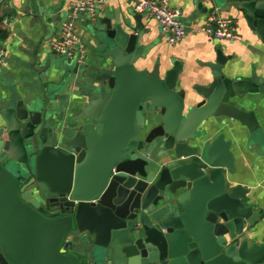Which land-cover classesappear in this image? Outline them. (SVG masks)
I'll use <instances>...</instances> for the list:
<instances>
[{"label":"water","instance_id":"obj_1","mask_svg":"<svg viewBox=\"0 0 264 264\" xmlns=\"http://www.w3.org/2000/svg\"><path fill=\"white\" fill-rule=\"evenodd\" d=\"M195 1L198 14L231 5L264 41V0ZM142 17L90 28L111 64L90 76L100 97L78 108L81 125L54 127L38 99L15 96L0 109V264H264L248 190L228 188L230 143L195 144L212 118L257 139L256 116L233 101L264 81L228 79L218 50L192 105L180 62L138 69L150 48Z\"/></svg>","mask_w":264,"mask_h":264},{"label":"crops","instance_id":"obj_2","mask_svg":"<svg viewBox=\"0 0 264 264\" xmlns=\"http://www.w3.org/2000/svg\"><path fill=\"white\" fill-rule=\"evenodd\" d=\"M77 1L32 0V4L30 0H5L0 5V31L7 35L6 39H0V49L6 51L5 66L0 73V109H7L15 96L25 103L38 99L43 101V117L54 127L81 125L73 124L80 113L78 108L89 103V95L100 97V89L94 90L96 82L90 76L97 72L96 65L111 64V60L105 61L102 57L106 48L100 45L90 28L104 18L113 22L130 19L136 26L134 17L138 14L130 0H99L95 18L82 15L77 22V33L86 45L87 62L80 66L52 51V43L60 37L69 7ZM170 1L174 9L182 12L186 38L178 46H172L157 21L141 14L147 32L144 41L150 48L138 63V69L152 70L159 64L164 73L172 69L175 62H180L183 86L195 99L192 105L203 99L195 88L208 87L212 83L211 66L217 65L218 50L227 58L221 72L228 79L248 80L258 76L264 81V41L250 30L236 8L217 6L213 11L198 14L195 0ZM6 7L14 13L5 17L3 10ZM215 17L236 20L242 40L233 43L197 31ZM6 20L5 27L2 22ZM36 67L41 73H36ZM233 104L256 116L259 123L257 139L239 121L224 118L218 123L212 118L200 127L199 131L206 135L195 144L208 148L221 135L225 143H230L235 171L226 175L228 188L241 186L248 190V200L243 202L252 207L254 216L259 218L249 233L253 231L260 243L264 240V87L237 97Z\"/></svg>","mask_w":264,"mask_h":264},{"label":"built area","instance_id":"obj_3","mask_svg":"<svg viewBox=\"0 0 264 264\" xmlns=\"http://www.w3.org/2000/svg\"><path fill=\"white\" fill-rule=\"evenodd\" d=\"M134 5L136 14L147 15L155 19L163 34L168 37L172 46H178L187 35V28L183 22L182 12L174 9L170 0H130ZM5 0H0V5ZM99 0H79L70 5L68 15L64 20L60 37L52 43V51L55 55L76 61L80 66L87 62V48L77 33V22L82 15L87 14L91 19L96 17ZM7 26V20L3 21ZM236 20L215 17L203 28L207 36L214 39L227 40L235 43L241 41ZM195 30V32H197ZM6 51L0 49V73L5 66Z\"/></svg>","mask_w":264,"mask_h":264},{"label":"trees","instance_id":"obj_4","mask_svg":"<svg viewBox=\"0 0 264 264\" xmlns=\"http://www.w3.org/2000/svg\"><path fill=\"white\" fill-rule=\"evenodd\" d=\"M6 36H7V35H6L4 32L0 31V39H1V40L6 39Z\"/></svg>","mask_w":264,"mask_h":264}]
</instances>
